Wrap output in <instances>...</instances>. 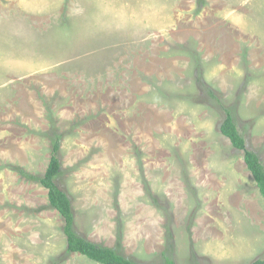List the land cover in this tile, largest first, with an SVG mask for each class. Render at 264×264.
Returning <instances> with one entry per match:
<instances>
[{
	"label": "rangeland",
	"instance_id": "rangeland-1",
	"mask_svg": "<svg viewBox=\"0 0 264 264\" xmlns=\"http://www.w3.org/2000/svg\"><path fill=\"white\" fill-rule=\"evenodd\" d=\"M264 162V0H0V264H99L75 226L140 264L264 257V198L220 131Z\"/></svg>",
	"mask_w": 264,
	"mask_h": 264
},
{
	"label": "trees",
	"instance_id": "trees-1",
	"mask_svg": "<svg viewBox=\"0 0 264 264\" xmlns=\"http://www.w3.org/2000/svg\"><path fill=\"white\" fill-rule=\"evenodd\" d=\"M220 131L224 136L229 138L234 148L243 153L246 166L252 173L257 187L264 198V162L256 151L248 147L246 136L239 128L229 109H225V118L220 125ZM60 149L61 140L57 138L53 145L48 167L44 175L39 177L38 180L48 190L50 205L59 212L63 219V231L66 236L67 251L79 253L99 264H140L121 254L114 247L91 241L78 232L75 226V215L71 198L56 181L62 171ZM164 264L176 263L168 260ZM250 264H264V257L258 258Z\"/></svg>",
	"mask_w": 264,
	"mask_h": 264
}]
</instances>
